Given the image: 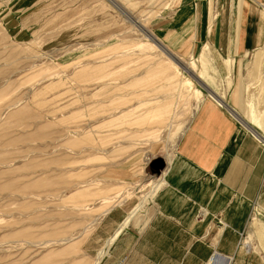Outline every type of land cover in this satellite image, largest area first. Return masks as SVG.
Instances as JSON below:
<instances>
[{
  "label": "rangeland",
  "instance_id": "obj_1",
  "mask_svg": "<svg viewBox=\"0 0 264 264\" xmlns=\"http://www.w3.org/2000/svg\"><path fill=\"white\" fill-rule=\"evenodd\" d=\"M178 5L0 0V264H112L105 213L128 226L160 210L180 137L209 95L195 60L207 46L217 56L208 43L171 42ZM250 57L240 88L256 105ZM212 65L224 92V65ZM242 243L264 264L263 203Z\"/></svg>",
  "mask_w": 264,
  "mask_h": 264
},
{
  "label": "crops",
  "instance_id": "obj_2",
  "mask_svg": "<svg viewBox=\"0 0 264 264\" xmlns=\"http://www.w3.org/2000/svg\"><path fill=\"white\" fill-rule=\"evenodd\" d=\"M177 1L171 42L194 48L208 43L217 51L214 56L207 46L194 59L209 95L200 100L180 137L169 186L156 197L160 210L141 222L133 215L128 226L118 225L115 209L105 213L116 233L112 264L124 254L129 256L125 264H205L214 252L225 264H258L242 235L252 204L264 205V97L261 104L244 102L240 61L251 55L248 67L259 76L264 96V0ZM215 57L226 77L220 93ZM200 206L206 211L198 213Z\"/></svg>",
  "mask_w": 264,
  "mask_h": 264
},
{
  "label": "built area",
  "instance_id": "obj_3",
  "mask_svg": "<svg viewBox=\"0 0 264 264\" xmlns=\"http://www.w3.org/2000/svg\"><path fill=\"white\" fill-rule=\"evenodd\" d=\"M205 264H225L222 262L217 252H214L210 255L208 261Z\"/></svg>",
  "mask_w": 264,
  "mask_h": 264
},
{
  "label": "bare ground",
  "instance_id": "obj_4",
  "mask_svg": "<svg viewBox=\"0 0 264 264\" xmlns=\"http://www.w3.org/2000/svg\"><path fill=\"white\" fill-rule=\"evenodd\" d=\"M247 248H250L249 245L247 246Z\"/></svg>",
  "mask_w": 264,
  "mask_h": 264
},
{
  "label": "water",
  "instance_id": "obj_5",
  "mask_svg": "<svg viewBox=\"0 0 264 264\" xmlns=\"http://www.w3.org/2000/svg\"><path fill=\"white\" fill-rule=\"evenodd\" d=\"M254 131V130H253ZM257 133V132H256ZM258 134V133H257Z\"/></svg>",
  "mask_w": 264,
  "mask_h": 264
}]
</instances>
